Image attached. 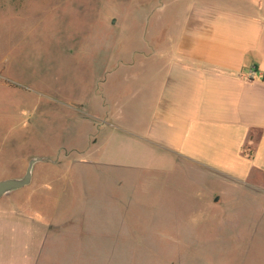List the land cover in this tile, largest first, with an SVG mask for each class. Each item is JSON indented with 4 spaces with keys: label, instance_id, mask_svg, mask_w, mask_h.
Masks as SVG:
<instances>
[{
    "label": "rangeland",
    "instance_id": "obj_1",
    "mask_svg": "<svg viewBox=\"0 0 264 264\" xmlns=\"http://www.w3.org/2000/svg\"><path fill=\"white\" fill-rule=\"evenodd\" d=\"M185 2L0 0V180L47 158L1 199L43 216L101 199L92 212L108 218L106 243L120 250L92 251L89 264H264L259 188L239 183L216 196L205 173H155L169 159L131 155L117 129L147 93V21H167Z\"/></svg>",
    "mask_w": 264,
    "mask_h": 264
},
{
    "label": "crops",
    "instance_id": "obj_2",
    "mask_svg": "<svg viewBox=\"0 0 264 264\" xmlns=\"http://www.w3.org/2000/svg\"><path fill=\"white\" fill-rule=\"evenodd\" d=\"M173 11L167 21L160 14L147 21L155 61L147 93L117 128L123 144L131 155L168 158L171 167L155 173H205L220 188L216 196L239 183L264 193V0H186ZM251 68L262 77L248 80ZM96 200L73 199L76 209L69 205L64 216L0 201V264H89L92 251L120 250L106 243L108 218L92 212L102 207Z\"/></svg>",
    "mask_w": 264,
    "mask_h": 264
},
{
    "label": "water",
    "instance_id": "obj_3",
    "mask_svg": "<svg viewBox=\"0 0 264 264\" xmlns=\"http://www.w3.org/2000/svg\"><path fill=\"white\" fill-rule=\"evenodd\" d=\"M46 157H31L24 173L19 177H12L0 180V199L9 195L11 192L22 189L32 181L33 170L36 163L45 161Z\"/></svg>",
    "mask_w": 264,
    "mask_h": 264
},
{
    "label": "built area",
    "instance_id": "obj_4",
    "mask_svg": "<svg viewBox=\"0 0 264 264\" xmlns=\"http://www.w3.org/2000/svg\"><path fill=\"white\" fill-rule=\"evenodd\" d=\"M262 77V72L258 73L253 68L249 69L247 72V79L250 81L258 80Z\"/></svg>",
    "mask_w": 264,
    "mask_h": 264
}]
</instances>
